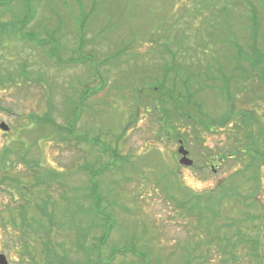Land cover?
Segmentation results:
<instances>
[{"label":"rangeland","instance_id":"1","mask_svg":"<svg viewBox=\"0 0 264 264\" xmlns=\"http://www.w3.org/2000/svg\"><path fill=\"white\" fill-rule=\"evenodd\" d=\"M253 29L258 39L264 37V0H0V123L9 127L0 131V153L6 146L14 151L9 173L21 156L40 162L37 176L57 173L56 179L30 189L38 203L53 202L47 210L64 225L29 238L12 219L18 225L22 211L38 219L41 215L28 208L25 190L0 183V254L8 264H46L47 238L53 251H65L71 260L67 264H83L96 253L106 264H225L228 258L226 264H255L251 242L233 254L230 246L223 249L226 227L219 225L241 210L242 201L218 207L213 221L208 209L216 194H210L211 205L203 194L221 181L231 185V176L249 162L229 151L240 150L243 141L232 144L236 139L231 138L227 147L229 133L240 131L242 123L239 129H233L235 123L208 133L200 126L185 128L180 116L194 111L191 120L199 122L197 108L211 119L221 116L226 103L211 86L223 83L210 80L217 76V63L225 78L232 74L229 92L239 87L235 108L241 110L244 101L254 98L251 103L259 102L253 88L258 90L261 63L234 60L250 49ZM178 40H183L180 47ZM169 52L177 55L173 62ZM228 56L231 67L225 70ZM163 62L173 63L165 67L170 71L164 77ZM237 65L242 68L233 72ZM237 74L241 78L235 79ZM172 82L174 92L168 89ZM185 86L193 100L182 109ZM157 91L180 96L179 110L168 121L153 101L156 96L151 97ZM31 115L53 121L55 128L34 122ZM60 129L72 133V139ZM225 147L233 158L220 165L212 158ZM252 161L257 167L262 163ZM35 171L16 176L31 185ZM246 173L256 180L239 191L250 195L247 204L255 205L242 209L262 214L263 232L251 227L245 239L256 244L264 237V167ZM93 180L98 200L90 196ZM240 225L235 228L246 231L247 225Z\"/></svg>","mask_w":264,"mask_h":264},{"label":"trees","instance_id":"2","mask_svg":"<svg viewBox=\"0 0 264 264\" xmlns=\"http://www.w3.org/2000/svg\"><path fill=\"white\" fill-rule=\"evenodd\" d=\"M30 13H31V10H30ZM31 19H32V16L28 17L27 24L29 23V21ZM256 24H257V22H256ZM253 30H254V32H252ZM253 30H251V36H250V49H248L247 52H245V51L242 52V54L240 56L236 55L234 60L237 62H241V63L245 62L247 58H248L249 63L256 62V60H258V62L261 63V65L263 66L264 65V37L258 39V34H257L256 30L255 29H253ZM169 36L173 37V39H175L174 33L170 34ZM175 40H177V39H175ZM181 41H183V40L177 41L179 47L181 45ZM176 56L177 55L175 53L169 52L170 61L173 62V60L176 58ZM225 58L227 60V63H229L225 67V70H227L228 68L231 67L230 62L232 61V58H230L229 56L225 57ZM163 64H164V69H163V77H164V76H167V74L170 71L167 68L172 67L173 63L171 64V66H167V63H165V62H163ZM165 67H167V68H165ZM174 67H176V66H174ZM241 68H242V65H237L235 67V69H232V70L234 72V71H237ZM223 70L224 69H222L220 67L219 63H217V65L214 67V71H215V74L217 76H214V74H212L210 77V80H215L216 77L220 78L222 83H223V86H220V87L211 84L212 85L211 87L218 89L222 93V97L224 98L225 103H226L224 110L221 113V116L219 118H216V119H213V118L211 119V118H209L208 114L204 115V110L201 111L203 108H200V109L197 108L199 116L202 117V119H200L198 122V121H195V119L191 120V118H192L191 114L194 113V111L191 112V114H188L187 112H180V116L183 117L185 120V123H184L185 128L192 130V129H196V128H198V126H200L199 128L201 130L203 127V129H205V131H207L208 133H211V130H214L215 127H217V126H221V127L223 126L224 127L229 122H232L233 126L236 123L235 128H233L234 130L239 129L240 124L244 123L243 122L244 114L241 112L240 109H237L234 107L235 103L233 101L235 98L238 97V96L235 97V95L238 92H240L239 87L237 88V91H235L233 94H231L229 92V90H230L229 84H230V81H232L231 80L232 77H230L229 75H232V74H229L225 78V76L223 75L224 74ZM245 73H249V72L245 71ZM260 74L262 75L260 80H262L264 82V70L260 71ZM237 76L238 77H235V79L241 78V75L237 74ZM222 78H224L225 80L223 81ZM227 78L229 80H226ZM101 81L105 85L106 81L104 79H102ZM102 82L100 85H102ZM234 82H236V81H234ZM158 83L161 86V88H164V78L162 79V81L159 80ZM184 84L187 85V80H185ZM104 85H102V86H104ZM175 86H176L175 83L172 82L171 86L168 87V89L174 92ZM98 88H100V87H98ZM151 91L156 92V90H151ZM184 91H185L184 93H186L187 96L184 99V104L182 106V109H184L185 105L192 104V100H193L191 93L189 92V87H186V89ZM153 96H156L153 99V101L156 100L157 102L160 103V107H162L161 108L162 112H163V114H165V119L170 114L175 113V111L179 110V108H177V106L179 107L177 100L180 98V96H176L174 98L172 95H170L166 92H163V91H161V92L157 91V95L152 94L151 97L153 98ZM82 97L84 98V97H86V95L83 94ZM166 97H168V99ZM246 116H247V119L251 121V123H253L256 119V115L252 111L248 112ZM30 117L32 119H34L33 121L36 123H42V124L50 125L51 127H54V124L52 123L53 121L45 120L43 118L40 119L39 117H35L34 115H31ZM169 119L170 118H167V121ZM237 122H239V123H237ZM72 123L75 124L76 121L73 120ZM66 130L71 131L70 129H66ZM59 131L63 132L62 129H60ZM63 134L65 135L66 138L72 139L70 137L72 135V133L69 132V135H68L67 132H65V133L63 132ZM177 134L180 135L179 133H177ZM192 135L193 134H191V136ZM185 136H186V133L183 134L182 141H185V143H187V138ZM192 137H196V136H192ZM229 137L232 139H236L235 142H232V144L233 143L236 144L237 141H241V139L243 138V135H241L239 133V131L235 130V133H232V132L229 133ZM82 139L85 140L84 137ZM247 139H248V141H250V143L247 142V152H249V156H250L249 162L243 163L244 168L242 170L238 171L237 174L231 176V185L226 183L227 180L221 181L220 183L217 184V186L215 188L213 187V189H211L208 193L205 192L203 194L204 195L208 194V196H207L208 198H206L205 201H208L210 203V205H211V202L209 200L210 194H212V193L216 194V199H215L214 204H212V206H213L212 209L211 208L208 209L209 211H213V221H215L214 218L219 216V212L217 209L218 207H221V206L225 207V205L229 206L230 200L242 201L241 210L234 211V213L231 212L235 216L231 215V217L229 218V221H226V222L222 223V225L221 224L219 225L220 227L221 226L226 227V229L224 228L225 232H224L223 238H222V243L223 242L226 243V245H223V249H225L224 251H228L227 248H228V246H230V250L228 252H229V254H231V253L233 254L235 252V249L237 246H239V245L245 246L246 244H248V242H251V245L249 246V248L251 250V256H253V258L256 259L255 264H263L264 259H263V255L261 252L262 251L261 250L262 248L260 247L261 245L259 243L255 244L254 241H250L248 239H245L246 235H247V230L252 227V228H257V231H258V229L261 226L260 222L262 221V214L260 216L258 214H250L249 210H245V208H251L255 204L253 202H250L247 204V200H249L250 195L249 196L243 195L242 193L244 191H241V192L239 191V189L241 190V188L244 190V187H243L244 184H246V182H248L250 179L256 180V177L255 178L247 177L246 171L250 168L253 169L254 171L259 169V167H257L256 164L252 161V160H256V158L254 156L252 157V154L250 153L253 151L256 154L258 153L255 137L252 136L251 134H248ZM8 147L6 146L5 147L6 149L2 153H0L1 154L0 155V171H2V175H3L0 178V183L3 186H5L8 183L9 185H12L13 187H19L20 189L25 190V194H23L22 196L25 197L28 208L30 210L35 209L37 211V213L39 215H41V218L38 219L33 214L27 215L25 211H24V213L22 211L21 215H19L20 219H21L20 224L17 225L16 224L17 221L12 219V222H13L12 225L14 227L17 226L18 228H20L23 231V233H26L28 235L29 238H31L30 235H33L34 239H38V237L42 234L47 235L49 233V230L53 229V227L57 228V230H61V228H63L64 225H62L61 223H59V221L56 220L55 215L53 214V211L47 210L48 205H50L53 202L49 203V201L47 200L48 198H46L44 200L43 199L40 200V202L38 203V201H36L35 197L32 195V189H30L32 186L47 184L48 181L56 179L54 177L57 175V173L56 172L50 173L51 171H49V172H46L45 174L37 176L35 170L40 166V162L35 161V160L25 161L24 160L25 158L23 156L17 158L18 162L21 161V163L18 165L15 172L9 173L7 167H9L10 170L12 168H14L13 164L9 165V163H10L9 154H12L14 151ZM241 147H242V145H241ZM21 151H23V150L20 149V152ZM103 151H105V150H103ZM223 151L224 152L222 153L220 158L225 159V157H226L225 150L223 149ZM230 151H231V154L234 153V155H237L238 153L240 154L239 149L235 150L232 148ZM23 152L27 153V149H25ZM22 165L24 166V168H19V166H22ZM30 169L35 171L34 182L31 185L26 186L25 183L19 181V178L16 176V174L20 173V175H21L22 173H24V172L26 173ZM3 172H5L7 175H4ZM247 186L249 188H251V186H249V185H247ZM26 192L29 194L26 195ZM90 196L92 198L98 200L97 184H96V182H94V180L92 181V184H91ZM187 196L189 197L188 194H187ZM199 197L200 196H198V200H199ZM242 206L245 208L242 209ZM29 219L33 225H36L35 229H32V224L28 223ZM256 221L258 222V224H256ZM238 223H242V225L243 224L247 225L246 231L242 228L241 229L238 228V226L236 229L235 226ZM242 225H240V226H242ZM212 226L214 227V230H215L214 223ZM232 228H233V231H232ZM227 229H231V233L227 234L226 233ZM107 231H105L104 235H107ZM242 232H245L244 235ZM260 232H261V228H260L259 233ZM233 237L234 238L237 237L238 239L233 240ZM241 237H243V238L241 239ZM102 239L105 240V237ZM44 246H45V248L43 247V249H44L43 261L46 264H67V262L71 261L67 257V254L65 253L64 250H61V252H56L55 250L53 251L52 246L50 245V240L48 238H47V241L44 244ZM110 253H111L110 257H112L114 254L113 248L110 250ZM94 255H97V259L95 261L92 260V256H94ZM94 255H89L87 257L86 262H84L83 264H106L107 263L101 258L100 253H96ZM230 258H233V257L230 256ZM228 259L224 260L225 264L227 263ZM237 259L238 258H235V260H237ZM142 261H143V264H148L147 262H144V260H142ZM188 263H190V262H187V260H186V264H188Z\"/></svg>","mask_w":264,"mask_h":264},{"label":"flooded vegetation","instance_id":"3","mask_svg":"<svg viewBox=\"0 0 264 264\" xmlns=\"http://www.w3.org/2000/svg\"><path fill=\"white\" fill-rule=\"evenodd\" d=\"M262 70H264V65L261 66L260 71H262ZM260 71H259V73H260ZM259 77L261 78L262 75L259 74L258 78ZM256 84H257L258 90L255 91L253 88V91H254V94L260 95V97H258V99H257V101H259V102L256 105H254V103H251V102L255 101V98L251 99L250 102H248V101L243 102L242 101L243 107L241 108V111L246 112V113H243L244 114V118H243L244 123H242V129L239 131V133L241 135H243V138L241 139V141H243V143H242V147L239 151H240V154H243L244 160L247 161L248 158H250L249 152H247V142L250 143V141H248V139H247V135L251 134L252 136H254L256 144H257L258 153L256 154L254 151L250 152V153L252 154V157L254 156L256 158V160L262 161V163L259 161L261 163V165L259 167L262 168V167H264V82L259 79V81ZM242 95H243V93H242ZM243 96H245V95H243ZM255 96L256 95H254L253 97H255ZM245 100H246V98H245ZM253 110H254V114L256 115V119L253 123H251V121L247 119L246 115L250 111L253 112ZM226 125H228V127H230L232 125V122H229ZM211 132H212V130H211ZM228 140H229V142L227 141V147H228V145L231 146V142H232L231 138H229ZM226 149L227 148L225 147L224 150H226ZM223 152H224L223 150H220L217 152L216 156H213V159H215V161L218 160V163L220 165L228 162L229 159L233 158L232 154H231L232 156L227 155L225 157V159L220 158V156L222 155ZM263 220H264V218H263ZM262 225L264 227V222ZM263 240H264V237H263V233H262V237H261V240L259 241V244L261 245L260 246L262 248L261 252L263 255V259H264Z\"/></svg>","mask_w":264,"mask_h":264},{"label":"water","instance_id":"4","mask_svg":"<svg viewBox=\"0 0 264 264\" xmlns=\"http://www.w3.org/2000/svg\"><path fill=\"white\" fill-rule=\"evenodd\" d=\"M0 130L3 131V132H7L9 130V128L4 123H0ZM178 152L180 154H182L183 156H185L187 154V152L186 151H183L182 148H179L178 149ZM180 163H182V160L180 161ZM189 164L190 163L188 162V165ZM0 264H8L7 259L5 258V256H3L1 254H0Z\"/></svg>","mask_w":264,"mask_h":264},{"label":"clouds","instance_id":"5","mask_svg":"<svg viewBox=\"0 0 264 264\" xmlns=\"http://www.w3.org/2000/svg\"><path fill=\"white\" fill-rule=\"evenodd\" d=\"M189 183H192L191 181H189ZM197 187L199 186V185H196Z\"/></svg>","mask_w":264,"mask_h":264}]
</instances>
